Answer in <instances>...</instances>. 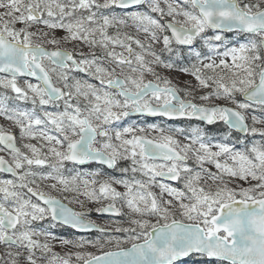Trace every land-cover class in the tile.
<instances>
[{
  "label": "snow or ice",
  "instance_id": "6c2138e0",
  "mask_svg": "<svg viewBox=\"0 0 264 264\" xmlns=\"http://www.w3.org/2000/svg\"><path fill=\"white\" fill-rule=\"evenodd\" d=\"M165 3L166 10L160 0H0V73L5 74L0 76V88L15 93V97L0 96V115L19 127L22 139L45 142L39 148L23 145L31 152L28 155L17 146L15 135L0 127V151L10 157L0 155V172L15 177L0 180V244L6 248L0 264H73V258L75 264H264V143H252L249 148L237 137V142L244 144L242 151L229 143H214V137L197 128L187 137L190 143L181 144L176 135L183 134V129L165 132L163 127L148 125L159 136L136 135L145 129L128 126L115 131L116 144L105 127L135 113L196 118L208 125L220 121L229 130L264 137V128L255 127L264 125V115H251L252 127L246 115L255 108L264 113V0H182L183 6ZM145 5L147 11L130 10ZM117 9L124 15H116ZM151 13L171 19L163 23ZM129 22L138 32L148 34L152 43L162 40V51L170 54L169 59L149 51L152 61H146L143 53L135 54L133 60L110 50V45L113 49L119 46L131 57L132 42L142 50L151 49V44L146 46L127 33L120 38L121 27ZM109 28H115L117 35L109 36ZM44 29H62L66 35L49 37ZM165 32L171 35L157 34ZM61 40L80 41L90 49L99 47L105 52L103 59L113 66H102L95 52L80 53L77 58L68 48L49 50L45 46L59 45ZM173 40L187 46V51L174 50ZM199 41L202 45L196 47ZM178 61L188 64L180 67L181 72L208 90L200 100L225 103L205 106L182 99L181 89L151 66L172 69ZM73 71L93 76L99 86L77 79L71 75ZM146 74L155 80L146 81ZM25 76L38 82L25 81L22 87L18 77ZM191 94L185 91L186 96ZM238 94L244 99L238 100ZM13 98L31 100L41 108L63 100L64 110L44 111L42 118L35 108L29 112L10 107L8 101ZM80 98L86 103L81 105ZM38 126L43 127L37 130ZM127 135L131 138H125ZM98 137L104 140L98 141ZM189 159L196 168L189 166ZM129 160L130 168L121 166L120 161ZM227 160L232 161L231 166ZM67 162H95L108 169L119 168L122 174L130 171L133 176L125 179L108 174L99 179L102 173L97 169L87 174L91 180L82 179L80 173L69 179L63 174ZM205 164L214 165L217 171ZM33 166L48 171H36ZM136 173L146 179H136ZM205 176L211 184L204 181ZM157 177L183 180L184 187L160 183L157 196L150 190ZM249 178L257 183L230 187L235 180ZM38 180L56 181L48 185L53 191L59 184L61 191L85 196L99 205L94 209L99 214L123 216L121 209L126 207L128 227L114 223L116 232L127 235L108 234L105 227L88 219L93 209L73 210L40 190ZM115 185L125 191H118ZM37 221H48V227H34ZM57 226L95 230L102 235L94 240L58 238L50 231ZM49 238L75 249L90 246L99 254L78 250L62 257L53 253Z\"/></svg>",
  "mask_w": 264,
  "mask_h": 264
},
{
  "label": "rangeland",
  "instance_id": "374dc122",
  "mask_svg": "<svg viewBox=\"0 0 264 264\" xmlns=\"http://www.w3.org/2000/svg\"><path fill=\"white\" fill-rule=\"evenodd\" d=\"M161 2V6L162 7H165V10H166V3H165V0H160ZM167 3H172V4H181V6H183V3H182V0H166ZM3 10L0 9V12H2ZM133 11H147V6H145L143 9H139V10H133ZM116 15H124V11L122 10H116ZM151 15L154 16V18H157L159 20H161V22L165 23L167 20H170L171 17H167V16H164V17H161L158 13H151ZM178 19H183L182 17H178ZM17 28L19 27H22V25L20 24H17L16 25ZM39 28H43V25H39L37 26ZM35 30V28L33 29ZM45 31H48L49 32V37H52V36H55L57 39H60L62 38L63 36L66 35L65 31L62 30V29H55V30H49V29H44ZM127 33L131 36L134 37V39H139L143 44H145L146 46L151 44V49H148L147 47L142 50L140 49L134 42L131 43V46L133 48V53H132V56L129 57V54L127 53V51L123 48H120L119 46H116L114 47L113 49V46L110 45L109 48L110 50H114L116 51L117 53H123L124 56L126 58H132L134 60V57H135V54L137 53H143L144 56H145V60L146 61H152L154 59L153 56H151L149 54V51H155L158 55L161 56L162 59H164V53L162 51V49H160L161 47H163L162 45V40L160 43H152L151 41V37L144 33V32H138L136 30V27L134 25L131 24V22H129V26L127 27H121L120 29V32H119V35H120V38L123 39L124 38V34ZM159 36L162 37V35L164 34H167V35H170L169 32H165V33H157ZM208 35H211V30H209V32L207 33ZM108 35L109 36H116L117 35V30L115 28H109L108 29ZM202 45V41H199L197 44H196V47H200ZM45 46H47L48 48H56V47H60V48H68L70 50H72L76 55H77V58H79V54L80 53H84L85 55L89 54L90 52H95L97 57H100L101 60H100V63L102 66L104 67H112L113 65L109 63V61L107 59H103L104 55H105V52L103 49H100L99 47L97 48H93V49H90L87 45L83 44L82 42L80 41H73V42H70V43H65L63 40H61V43L59 45H53V44H46ZM167 53V52H166ZM166 60V59H164ZM218 60V58H217ZM167 61V60H166ZM152 67H154L155 71L161 76V77H164V78H167L169 80L172 81V84L178 88H183L182 91H189L191 92L192 94L191 95H185V98L187 99H192L200 104H209V105H212V104H223L225 102L223 101H215V100H212V101H202L199 99V96L204 94L206 91V89H201L199 88L197 85V81L194 79V77H192L191 75L189 74H185L183 72H181L177 67L175 68H172V69H168V68H165V67H162V66H156V65H151ZM125 72L128 71L127 68L124 69ZM120 69L118 68L117 69V72H119ZM72 76H75L77 79H81V80H85L87 81L88 83H92V84H96L99 86V81L96 80L93 76H90V75H82V74H77L75 71H73L71 73ZM0 76H3V75H0ZM55 79V77H54ZM145 80H155V77H153L152 75L150 74H146L145 75ZM25 81H28V82H31V83H37L38 81H35V80H32V79H28V78H18V84L20 86H25ZM71 82V81H70ZM186 84H191L193 87L192 88H188V89H185V85ZM57 85L61 86L62 87V84L60 83H57ZM163 85V84H161ZM164 86V85H163ZM180 90V91H181ZM8 95L10 97H15V93H12L11 90H5L3 88H0V96H3V95ZM239 94L237 95V99L239 100H242L241 99V96L240 98L238 97ZM10 101H13L15 103L16 106H14L15 108H18L22 111H29L31 112L33 110V108H35V111H36V114L37 115H40L42 118H43V112L44 111H49V112H57V111H63L64 110V102L63 100L61 101H58L56 103V105H46L44 106L43 108H41L38 104L37 105H33L31 103V100H19V99H10ZM21 102L23 103V106H19L18 105V102ZM73 103H76V99L74 98ZM79 103L81 105H83L84 103H86V101L83 100V98H80L79 99ZM9 106L10 107H13V103L12 102H9ZM257 115V116H261V115H264V113H261V111L258 109V108H255V109H249L248 112H246V115L249 116V122H250V125L252 127V121L250 119V116L251 115ZM148 125H157V126H160L158 124H148ZM148 125L147 124H135V123H129V124H122L121 123V120H114L111 125H107L105 127H108L110 129V132L111 134L113 135V143H116L118 144L119 142L115 140L114 136H115V131H122L123 128L125 127H128V126H135L137 129L143 127L145 129V132L144 133H140L139 131H137L135 134L136 135H146V136H149V137H152V136H159V133L158 132H153L151 131V129L148 128ZM0 127H3L6 131H11V132H15L16 133V137L18 139V141L20 142V145L22 146V149H23V152H25L26 154L28 155H31V152L24 148L23 145L25 144H33V145H36L38 148L41 147L42 144H44L45 142L39 140V139H36V140H33V139H28V138H21V133H20V129L18 126L15 125V123L13 121H10L8 119H6V117L4 115H0ZM40 127H43V126H38L37 130H39ZM161 127V126H160ZM255 127L257 128H264V125H261V124H257L255 125ZM52 126L49 125L48 126V130H51ZM165 129V132H167V130L169 128H164ZM194 129H197V127H194ZM226 131V130H225ZM229 131L226 132V139L228 137H231L232 134L229 136L227 135ZM54 134V133H53ZM225 137V136H223ZM125 138H131L130 135H127ZM249 140L246 141V140H243L245 141L244 143L248 145V147L250 148L252 143H256V144H261V143H264V137H262L259 133H256V134H252L250 132V135H249ZM176 139H178L180 141L181 144H188L190 143L189 139H187V137L185 136H181V135H176ZM104 138L103 137H99L98 138V141H103ZM215 142H222V143H229L230 145L234 146L236 149H239V150H244V144H240L238 142H235V141H228V140H219V139H215L214 140V143ZM0 147H3L2 145H0ZM213 150H216V149H213ZM44 151H46V147L44 149ZM0 155H3L5 156V158L9 159L10 157L8 156L7 152L5 151H0ZM191 156V153L189 154ZM225 159L224 157H221V162H225ZM191 161L193 162L192 164H190L189 166H192L194 168H196V165H195V162L194 160L191 159ZM69 163V162H67ZM227 163L231 166L232 165V161L231 160H227ZM120 164L121 166H124V167H131V161H120ZM34 167V170L36 171H48V169L45 167L43 169L41 168H37L36 166H33ZM67 167V164L65 165V168L64 170L66 169ZM75 167V166H74ZM205 168L211 170L212 172H216L217 170L215 169L214 165H211V164H205L204 165ZM76 169H74L73 171V174H68L70 177H65L66 178H71L72 176H75L77 173H80L81 174V178L82 179H87V180H91L93 179V177L91 175H87L88 173H93L95 172L97 169L99 168H94V169H89V168H85V169H79L77 167H75ZM72 170V168H71ZM198 170V169H197ZM113 176L117 177V178H125V179H131L133 174L129 171L128 173H124L122 174L119 170V168H117L114 172L111 173ZM107 173L106 172H103L101 174V176L99 177V179H106L107 178ZM135 178L136 179H146L145 177H143L140 173H136L135 174ZM4 179H14L12 177H8L4 174H2L0 172V180H4ZM227 179V178H226ZM204 181H207L208 184H211L212 182L210 180H207V177L205 176L204 178ZM204 181H201V183H204ZM40 182V185L45 188L46 190H49V194H52V195H56L58 197H61L63 198L64 200H66L67 202L70 203L71 201V205L74 206L75 208H77L78 210H85L87 211L88 209H93V211L91 212V214L88 216L89 219H91L92 221L102 225L103 227H106V228H109V229H112L114 231V234H111L113 236H120L121 238H123L124 236H126L127 234H122V233H119V232H116L115 231V227L117 226L116 223H114L115 221H119L120 222V226L122 227H128V224L126 223V220L128 218V209L126 207H123L121 209V211L124 213V215L120 218H106V217H99L98 213H96L94 211V209L96 207H98L99 205H96L95 203H93L92 201H89L85 196L83 195H78L76 192H64V191H61L60 188L61 186L58 184L57 185V190L53 191L50 187H48V185L52 184V183H56V181H53V180H38L37 183ZM181 185L178 186V185H173V184H169V183H166L164 181H162L160 179V177H157L156 178V181L154 182L153 186L150 188V190L155 193L157 196H159L160 194V189L158 187V185L160 183H164V184H167L169 185L170 187H176L178 189H183L184 185H183V180L181 181ZM257 183V181H252L251 178H249L248 181H243V180H235L233 183L230 184V187H237V186H240V187H248L252 184H255ZM34 187V186H33ZM115 187L117 188L118 191H125V189L123 188V186L121 185H115ZM79 189L81 192H83V185L82 183L79 184ZM23 192H26L25 189H22ZM46 192V191H45ZM52 192V193H51ZM165 198H168L167 196H165ZM33 200V199H32ZM33 202H36V201H33ZM81 202H83V207H81ZM108 201H104V204H107ZM118 207H120V205L118 204L117 205ZM41 224L43 226V221H37L36 224ZM37 224V225H38ZM34 227L35 226V222H34ZM102 234H96V235H92L91 237L90 236H84V235H81L79 238H77L76 240H80V239H84V240H94L98 237H100ZM57 237V236H56ZM36 239H39V240H44V237H35ZM60 238V237H58ZM48 242L52 245V251L53 253H56L58 254L59 256H65L66 253L68 252H75V251H91L95 254H99L97 249L95 248H92L90 246H86L84 249H75L73 248L71 245H61V243L59 242V239H56V240H53L51 238H49ZM125 247H128L130 245H124ZM111 247V246H109ZM6 251V248L4 245L0 244V257L3 256L4 252ZM12 251H16V249H12ZM26 255V253H25ZM37 255L39 256L40 253L37 252ZM49 255V258L51 257V254H48ZM39 264H47V261H41L39 262ZM73 264H75V261H74V258H73Z\"/></svg>",
  "mask_w": 264,
  "mask_h": 264
},
{
  "label": "trees",
  "instance_id": "16d2710c",
  "mask_svg": "<svg viewBox=\"0 0 264 264\" xmlns=\"http://www.w3.org/2000/svg\"><path fill=\"white\" fill-rule=\"evenodd\" d=\"M144 8V7H143ZM143 8H141V9H143ZM172 47H173V49L174 50H184V51H187V48H184V47H179L174 41H173V44H172ZM163 47H161L160 49H162ZM163 53H164V59H166V60H168L169 59V53H166V52H164L163 51ZM173 59H175V57H173ZM186 66H188V64H187V62L186 61H178L177 62V68L178 69H180V67H186ZM182 90H183V88H181ZM181 90V93H182V95H184L185 96V92L184 91H182ZM240 96L241 95H239L238 97L240 98ZM239 100V99H238ZM196 101H198V100H196ZM9 102H12L13 103V107L14 106H16L15 105V103L13 102V101H8V103ZM199 102V101H198ZM18 105L19 106H23V103H21L20 101L18 102ZM186 129L187 130H189L190 129V125H186ZM226 130V131H225ZM227 131H229L223 124H219V125H217V126H215V127H213V128H207L206 130H205V133H206V135L207 136H210V137H214L215 139H219V140H228V141H235V142H237V137H239L240 138V136L239 135H232L231 137H228L227 139H226V132ZM185 134H188V135H190V134H192V132H184ZM204 133V132H203ZM223 136H225V137H223ZM249 137V136H248ZM247 137V139L246 140H249V138ZM67 164V167H66V169L65 170H63V174L64 175H68V174H73V171H74V169H76L75 167H74V165L73 164H70V163H66ZM71 168H72V170H71ZM104 171V170H103ZM107 174H111V173H108V172H106ZM112 175V174H111ZM39 184H40V182H39ZM40 190H42V191H46V192H49V190H46L45 188H43L42 186H41V188H40ZM52 193V192H51ZM50 230H52V228L50 229ZM53 232H55L56 234H59V235H66V236H68V237H73V234L72 233H68L67 231H66V229H61L60 227H58L57 226V228H55V230H52ZM96 234H101V233H94V235H96Z\"/></svg>",
  "mask_w": 264,
  "mask_h": 264
},
{
  "label": "water",
  "instance_id": "95a60500",
  "mask_svg": "<svg viewBox=\"0 0 264 264\" xmlns=\"http://www.w3.org/2000/svg\"><path fill=\"white\" fill-rule=\"evenodd\" d=\"M138 7H141V6H133L131 9H135V8H138ZM167 22V21H166ZM171 34V33H170ZM48 48V47H47ZM49 50H53V49H50V48H48ZM82 73H85V72H82ZM0 74H2V75H5V74H3V73H0ZM22 78H31V79H34V80H36L34 77H27V76H25V77H22ZM55 83V82H54ZM57 86V85H56ZM59 87V86H58ZM161 87H163V86H161ZM179 95H180V97L182 98V96H181V94H180V92H179ZM183 99V98H182ZM242 99H244L243 98V96H242ZM193 103H195L194 101H192ZM197 104V103H196ZM205 106H211V105H205ZM229 106H231V105H229ZM133 114H135V113H133ZM136 115H144V116H147V117H150V118H157V117H164V118H166V119H168V120H179V119H186V118H188V117H175V118H168V117H166V116H159V115H157V116H152V115H148V114H136ZM190 119H196V118H190ZM197 120H199V119H197ZM201 121V120H200ZM203 122V121H202ZM218 122V121H217ZM206 123V122H205ZM207 124V123H206ZM215 124V123H214ZM213 125V124H212ZM12 134H14L15 135V133H13V132H11ZM238 133H240V134H242V135H247L248 133H242V132H238ZM15 137H16V135H15ZM16 144H17V146L18 147H20L19 145H18V143H17V139H16ZM94 163V162H93ZM85 165H87V164H85ZM85 165H79V166H85ZM112 170V169H111ZM3 173H5V174H9V173H7V172H3ZM9 175H11V174H9ZM162 179H164V180H166V181H170V182H173V183H175V182H177V181H172V180H170L169 178H167V177H163ZM37 198V197H36ZM58 199H60L64 204H66L68 207H70V208H72L73 210H75V211H78V210H76L75 208H73L70 204H68L67 202H65V201H63L61 198H59V197H57ZM41 203H42V201H41ZM100 216H111V217H121V216H116L115 214H111V213H103V214H99ZM98 225V224H97ZM100 226V225H99ZM102 227V226H101ZM76 230V229H75ZM76 231H78V230H76ZM92 231H95V230H91V231H78V232H80V233H89V232H92ZM110 230H108L107 229V232H109Z\"/></svg>",
  "mask_w": 264,
  "mask_h": 264
},
{
  "label": "flooded vegetation",
  "instance_id": "af4514ba",
  "mask_svg": "<svg viewBox=\"0 0 264 264\" xmlns=\"http://www.w3.org/2000/svg\"><path fill=\"white\" fill-rule=\"evenodd\" d=\"M185 99H187V98H185ZM124 118H126V121H131V120H133V121H147V122L154 121L153 123H156V124L157 123L158 124L162 123V124L168 125V126H174L176 124V122H170V121H168L166 119H162V118L155 119V120H151V119H148L146 117H136V116H127V117H124ZM182 123L185 124V125H190V126H195L196 124H201L202 127H204V125L202 123L195 122V121H192V120H184ZM189 164H192L191 159H189ZM31 199H33V201L39 202L36 197H31Z\"/></svg>",
  "mask_w": 264,
  "mask_h": 264
}]
</instances>
